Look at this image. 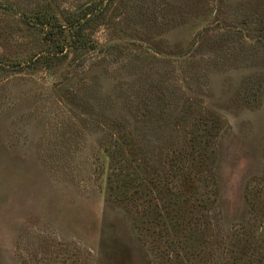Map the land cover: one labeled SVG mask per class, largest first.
Returning a JSON list of instances; mask_svg holds the SVG:
<instances>
[{
    "label": "rangeland",
    "instance_id": "rangeland-1",
    "mask_svg": "<svg viewBox=\"0 0 264 264\" xmlns=\"http://www.w3.org/2000/svg\"><path fill=\"white\" fill-rule=\"evenodd\" d=\"M0 264H264V0H0Z\"/></svg>",
    "mask_w": 264,
    "mask_h": 264
},
{
    "label": "trees",
    "instance_id": "trees-1",
    "mask_svg": "<svg viewBox=\"0 0 264 264\" xmlns=\"http://www.w3.org/2000/svg\"><path fill=\"white\" fill-rule=\"evenodd\" d=\"M35 20L34 23L36 25L41 26V31L43 34V42H45L48 45V50L42 51L40 54V57H46L50 55V60L55 57H62L61 55L68 43H64V36L66 32V26L72 27L74 24H72L73 20L72 18H66L65 20L61 21L58 17L54 15H47V14H35ZM28 19V18H27ZM30 21V20H29ZM65 23V24H63ZM78 35L82 37L81 30L78 31ZM84 45V44H82Z\"/></svg>",
    "mask_w": 264,
    "mask_h": 264
}]
</instances>
